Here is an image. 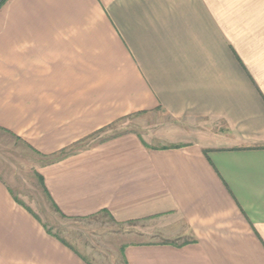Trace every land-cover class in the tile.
Wrapping results in <instances>:
<instances>
[{"label":"crops","instance_id":"crops-1","mask_svg":"<svg viewBox=\"0 0 264 264\" xmlns=\"http://www.w3.org/2000/svg\"><path fill=\"white\" fill-rule=\"evenodd\" d=\"M156 111L187 141L75 148ZM0 129L50 160L39 173L63 216L156 222L167 242L127 243L125 264H264V0H5ZM9 172L0 159V264H89Z\"/></svg>","mask_w":264,"mask_h":264},{"label":"rangeland","instance_id":"rangeland-1","mask_svg":"<svg viewBox=\"0 0 264 264\" xmlns=\"http://www.w3.org/2000/svg\"><path fill=\"white\" fill-rule=\"evenodd\" d=\"M181 122L156 111L128 116L97 132L84 147L103 139L128 132H138L155 146H175L187 141ZM187 131V130H186ZM0 159L10 172L9 182L15 195L44 223L48 231L81 252L89 264H125L123 247L131 242H167L165 234L157 231L155 221L133 224L115 222L107 213L87 218H68L52 205L39 168L49 159L41 158L24 141L0 129ZM154 231L157 236L139 235ZM143 233V234H144ZM183 239H175L182 242Z\"/></svg>","mask_w":264,"mask_h":264},{"label":"built area","instance_id":"built-area-1","mask_svg":"<svg viewBox=\"0 0 264 264\" xmlns=\"http://www.w3.org/2000/svg\"><path fill=\"white\" fill-rule=\"evenodd\" d=\"M5 2V0H0V6Z\"/></svg>","mask_w":264,"mask_h":264}]
</instances>
